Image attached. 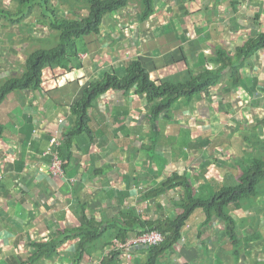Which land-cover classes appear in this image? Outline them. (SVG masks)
Wrapping results in <instances>:
<instances>
[{"label":"crops","instance_id":"0c3cea01","mask_svg":"<svg viewBox=\"0 0 264 264\" xmlns=\"http://www.w3.org/2000/svg\"><path fill=\"white\" fill-rule=\"evenodd\" d=\"M10 4L17 8L13 0H0L1 9ZM128 5L106 16L98 35L83 38L74 65L46 67L41 87L15 90L9 108L0 104V264H107L117 243L148 230L141 222L181 213L174 201L186 194L185 187L158 192L169 176L186 175L192 193L206 198L234 184L249 162L252 131L264 117V50L247 59L240 86L228 87L224 75L208 94L181 97L155 119L144 94L101 93L87 107L86 127L65 147L76 123L72 104L105 72L122 75L138 59L153 80L185 82L216 66L211 61L218 48L232 56L249 37L264 32V0H155L144 22L136 17L138 5L130 18H119ZM43 10L34 7L20 22L0 17V71L6 69L1 62L16 61L28 41L41 42L32 51L57 42ZM58 12L75 15L68 8ZM255 133L263 140L264 126ZM56 134L64 137L58 148L63 174L54 178L47 150ZM254 210L256 215L243 210L236 215L239 207H230L246 225L248 235L239 242L241 231L233 239L223 220L195 209L158 264H259L264 232L254 228L259 209ZM258 216L264 226V216ZM251 231L261 236L246 243ZM93 232L98 233L91 239ZM117 251L112 264H147L146 246Z\"/></svg>","mask_w":264,"mask_h":264},{"label":"trees","instance_id":"16d2710c","mask_svg":"<svg viewBox=\"0 0 264 264\" xmlns=\"http://www.w3.org/2000/svg\"><path fill=\"white\" fill-rule=\"evenodd\" d=\"M13 1L17 3L16 10L0 8V17H4L9 23L20 22L32 12L34 7L39 6L46 10L42 11V15L47 20L48 27L56 32L57 42L48 49H37L27 54L20 75L6 79L0 86V104L9 92L41 87L43 71L46 67L58 66L68 69L70 65H74L73 61L78 60L79 53L83 51V38L98 35L105 17L125 8L131 0H83L84 4L80 5L77 4L80 0H75V2L65 0L69 5L68 9H75L76 3L79 9L86 10L85 15L77 16L60 15L58 8L54 7L50 0ZM136 1L139 6L136 17L139 22H144L154 11L155 0ZM260 50H264V32H258L249 37L242 46L236 48L232 56L224 49L218 48L211 61L216 66L192 75L185 82L153 80L149 71L138 59L132 60L125 67L122 75L105 72L101 79L91 81L85 86L80 98L72 104L71 110L75 115L76 123L75 127L68 131L64 145L67 148L69 145L66 143L71 136L86 127L87 107L101 93L114 89L123 92L134 90L139 94H144L148 102L151 103L150 119H155L160 113L170 111L181 97L190 98L202 93L208 94L209 90L215 89L224 75L229 76L228 87L240 86L241 70L246 65L247 59ZM227 66L229 70L225 73L224 70ZM260 125L264 126V117L255 124L252 131L255 138V142H252L254 151L250 152L249 162L242 166L241 173L237 176V181L234 184L223 185L213 195L211 194L212 196L201 198L192 193L186 175L172 174L164 181L162 188L158 189L159 193L174 187H185L186 194H183L182 198H179L180 200L174 201V205L182 209L177 216L141 222L144 225L147 224L148 230L156 229L163 235L162 243L148 247L147 264H158L162 252L172 249V246L181 237V230L186 219L198 208L204 212L207 219L216 217L223 220L226 234L233 239L237 238L238 221L235 220L234 212L231 214L230 207L236 205L241 207L244 213L255 214V199L262 192L264 193V158L261 156V148L258 149L256 146L264 145V139L261 140L255 133V128ZM1 133L0 124V135ZM243 202H248L250 205L247 207ZM250 207L251 209H248ZM252 232L246 238V243L261 236ZM97 233L93 232L90 238L96 237ZM117 255L118 251H113L110 257L104 260L107 264H112L116 261ZM79 257L81 255H78ZM259 264H264V260Z\"/></svg>","mask_w":264,"mask_h":264},{"label":"rangeland","instance_id":"374dc122","mask_svg":"<svg viewBox=\"0 0 264 264\" xmlns=\"http://www.w3.org/2000/svg\"><path fill=\"white\" fill-rule=\"evenodd\" d=\"M71 2H75V0H70ZM78 5L80 4H84L83 0H80L79 2H77ZM138 5L137 1L136 0H131L129 2V5H128V9L129 11L127 13H123L122 16H120L119 18H124V19H128L130 18L132 15V11L134 9V7L136 8V6ZM11 7L12 10H16L12 8L11 4L9 5ZM61 6V7H60ZM68 3L65 1V0H56V8H58L57 10H61L62 11H65V9L67 10L68 8ZM139 8V6H137ZM71 8V7H70ZM139 10V9H138ZM69 13L70 14H75V15H85L86 14V10L84 9H79L78 6L76 5L75 3V9L71 8L69 9ZM131 13V14H130ZM65 14V12H64ZM32 16H35L34 14H32ZM28 19V18H26ZM106 19V18H105ZM128 21V20H127ZM129 22V21H128ZM20 32L21 30L19 31L18 34L14 35L15 38H17L16 36L20 37ZM5 38V37H4ZM94 40H96L95 38H93ZM41 42L39 41H31L29 42L28 41V44L23 48V51H22V55L17 57L16 61H12V62H8L6 60H4L3 62H1L5 67L6 69H3V71H0V83L5 79V78H10V77H14L15 76H18L20 75V73L22 72L23 68H24V64H23V61L24 59L27 57V53H29L30 51H32L34 49V47H38L39 44ZM45 44L44 47H49L48 43L49 42H42ZM52 47V46H51ZM21 54V53H20ZM3 56L0 57V59L2 58ZM22 60V61H21ZM8 96V97H7ZM7 99L6 97L3 99L2 101V105L4 107H7L9 108L13 102V92H9L8 95H7ZM1 112V111H0ZM260 137V136H258ZM261 147V146H260ZM261 156L264 158V146L261 147ZM215 193V191H213ZM212 193V195L214 194ZM211 195V196H212ZM199 197V196H198ZM208 197H210V194H208ZM207 198V197H206ZM243 204H246L247 207L250 205L248 202H243ZM259 204V205H258ZM254 207H256L258 210V214H257V219H258V223L254 225V228L257 229V228H260L263 232H264V226H263V223L260 222L259 220V216L258 215H262L261 217L264 216V193L262 192V194L260 196H258L256 199H255V203H254ZM248 209H251L248 208ZM260 209H263L261 212H260ZM236 213V212H235ZM239 214H242V208H239V211L236 213V215H239ZM235 215V214H234ZM256 215V214H255ZM192 220H193V216H191L190 218V223H192ZM236 231L239 232L241 231V235H242V238H239V242H242L243 241V237H246L248 235L247 231H246V225L244 222H240L238 221V226L236 228Z\"/></svg>","mask_w":264,"mask_h":264},{"label":"built area","instance_id":"2783aa9c","mask_svg":"<svg viewBox=\"0 0 264 264\" xmlns=\"http://www.w3.org/2000/svg\"><path fill=\"white\" fill-rule=\"evenodd\" d=\"M62 121V120H60ZM64 137H59L58 134L51 137L49 142V147L47 152L51 156V161L49 164V171L52 177H60L63 174V163L61 158L59 157L58 147L63 143ZM163 241V235L156 229H152L146 231L140 235H138L134 239H130L125 241L124 243H117L114 246L115 250L127 249L128 247H132L134 245H142L146 247L158 245ZM127 258H129L130 254H125Z\"/></svg>","mask_w":264,"mask_h":264}]
</instances>
